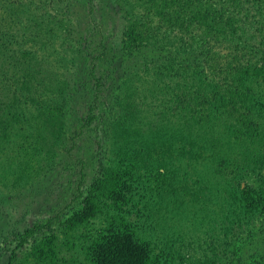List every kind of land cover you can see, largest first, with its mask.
Here are the masks:
<instances>
[{
    "label": "trees",
    "instance_id": "16d2710c",
    "mask_svg": "<svg viewBox=\"0 0 264 264\" xmlns=\"http://www.w3.org/2000/svg\"><path fill=\"white\" fill-rule=\"evenodd\" d=\"M107 1L109 28L89 24L83 33L97 43L82 55L73 0H0L1 147L13 125L56 129L69 90L64 56H86L91 69L122 56L133 63L92 182L65 220L53 217L61 238L49 218L17 244L51 232L40 245L46 264L237 262L242 233L264 227V0ZM78 2L90 18L92 0ZM90 76L95 106L102 90ZM247 177L255 188L241 187ZM186 193L208 208L189 207ZM244 264H264V253Z\"/></svg>",
    "mask_w": 264,
    "mask_h": 264
},
{
    "label": "rangeland",
    "instance_id": "374dc122",
    "mask_svg": "<svg viewBox=\"0 0 264 264\" xmlns=\"http://www.w3.org/2000/svg\"><path fill=\"white\" fill-rule=\"evenodd\" d=\"M92 3L93 12L89 18L87 7L73 0V22L78 25L71 34L76 40L72 45L73 50L78 49L82 55L86 51L93 52L97 43L96 29L92 30L96 39L92 37L89 42L84 35L87 26L103 23L106 29L109 28L110 2L92 0ZM86 46L87 50H84ZM63 59L69 62V90L64 96L56 129L49 128L42 134L40 128L32 126L19 132L13 125L5 137L10 144L0 145V264H7L8 258L11 264L47 263L40 253L42 248H49L40 245L47 238L51 239V232L44 230L28 237L20 246L17 234L32 223H44L54 216L63 221L80 204L81 197L76 199L77 193L79 191L83 195L96 174L95 168L101 156L98 145L104 141L108 144L104 136L109 132L108 121L115 108L114 95L123 78L122 72L132 63V56H122L91 69L86 56L79 57L77 52L72 53L71 58L64 56ZM91 73L99 80L102 90L95 106H92ZM88 115L94 116V120L86 124ZM240 183L243 189L256 187L255 181L248 177ZM182 197L192 209L208 208L189 193ZM52 222L51 231L60 239L58 223L54 219ZM98 225L95 220L94 227ZM250 231L241 235L239 260L234 262L227 254L218 264H244L256 254L264 253L257 237L260 231L264 232V227L255 223ZM253 235L258 239L250 245L247 241L252 240ZM70 252H62V255L68 256Z\"/></svg>",
    "mask_w": 264,
    "mask_h": 264
}]
</instances>
